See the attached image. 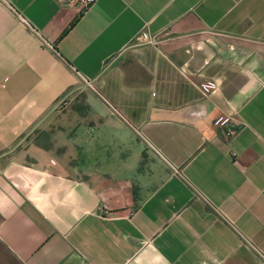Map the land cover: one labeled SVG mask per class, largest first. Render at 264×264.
Wrapping results in <instances>:
<instances>
[{
	"label": "crops",
	"instance_id": "crops-1",
	"mask_svg": "<svg viewBox=\"0 0 264 264\" xmlns=\"http://www.w3.org/2000/svg\"><path fill=\"white\" fill-rule=\"evenodd\" d=\"M0 264H264V0H0Z\"/></svg>",
	"mask_w": 264,
	"mask_h": 264
},
{
	"label": "built area",
	"instance_id": "built-area-1",
	"mask_svg": "<svg viewBox=\"0 0 264 264\" xmlns=\"http://www.w3.org/2000/svg\"><path fill=\"white\" fill-rule=\"evenodd\" d=\"M95 0H77V5L79 6V8L81 10H84L86 8H88ZM216 85L214 83H209L208 85H206V88L208 90V88L210 87H215ZM67 97H64L59 104H63L64 102H66Z\"/></svg>",
	"mask_w": 264,
	"mask_h": 264
},
{
	"label": "rangeland",
	"instance_id": "rangeland-1",
	"mask_svg": "<svg viewBox=\"0 0 264 264\" xmlns=\"http://www.w3.org/2000/svg\"><path fill=\"white\" fill-rule=\"evenodd\" d=\"M147 41H149L148 39H146V38H137L135 41H133L131 44H130V46H129V48H128V51H127V53L129 54L130 52H132V50H134V48H136V47H140L141 46V48H144L145 46H148L147 45ZM141 44V45H140ZM134 52V51H133ZM66 103L67 102H64L62 105H66ZM59 105H61V104H59Z\"/></svg>",
	"mask_w": 264,
	"mask_h": 264
},
{
	"label": "trees",
	"instance_id": "trees-1",
	"mask_svg": "<svg viewBox=\"0 0 264 264\" xmlns=\"http://www.w3.org/2000/svg\"><path fill=\"white\" fill-rule=\"evenodd\" d=\"M79 111L84 114L87 111V106L82 104V106H79Z\"/></svg>",
	"mask_w": 264,
	"mask_h": 264
}]
</instances>
